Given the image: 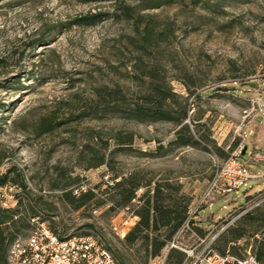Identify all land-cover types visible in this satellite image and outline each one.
<instances>
[{
	"label": "rangeland",
	"instance_id": "obj_1",
	"mask_svg": "<svg viewBox=\"0 0 264 264\" xmlns=\"http://www.w3.org/2000/svg\"><path fill=\"white\" fill-rule=\"evenodd\" d=\"M148 2L0 1V174L13 166L22 169L29 187L58 207L55 219L62 220L64 236H97L125 264H145L144 248L127 246L123 235L136 224L139 205L132 202L129 210L112 215L106 213L108 204L73 210L58 201L60 190L52 187L64 180L63 175L77 178L71 188L78 195L100 183L104 188L116 176L141 171L169 179L179 188L175 195L191 203L212 177L216 160L228 158L241 145L252 149L264 143V119L245 113L254 97L264 96V0H175L142 10ZM124 5L150 15L161 29L171 28L169 41L151 48L153 57L144 56L145 62L164 66L174 91L187 96L190 115L204 122L201 128L210 137L209 151L183 146L150 154L158 144L168 147L174 139L176 126L170 122L142 123L121 113L71 121L78 112L70 104L92 98L97 86L121 85L130 94L145 90L133 78L140 71L134 62L141 52L132 44L139 35L121 12ZM93 15H99L95 23L80 21ZM51 115L67 123L40 133L42 119ZM92 131L103 139L118 131L132 132L134 141L114 152L110 166L88 167L90 154L84 150L93 144ZM110 142L114 148L116 143ZM19 190L13 184L0 186V200L3 196L10 200ZM263 205L264 179H259L250 188L205 205L196 221L199 233L214 235L228 225L220 236ZM88 223L94 226L89 228ZM246 226L248 235L235 244L240 255L253 253L256 238H262L261 233L250 234L256 225ZM165 260L163 250L147 264Z\"/></svg>",
	"mask_w": 264,
	"mask_h": 264
},
{
	"label": "trees",
	"instance_id": "obj_2",
	"mask_svg": "<svg viewBox=\"0 0 264 264\" xmlns=\"http://www.w3.org/2000/svg\"><path fill=\"white\" fill-rule=\"evenodd\" d=\"M195 1L200 2V0ZM174 2L175 0H149L142 10L154 9ZM120 9L124 18L133 21L135 32L139 35V38L132 42L141 52L134 62V67L138 66L140 71L133 78L143 83L145 90L130 94L121 85L97 86L94 88L92 98L80 104H70V108L78 112L71 121L88 117L101 119L108 113H121L124 118L142 123L170 122L176 126L174 139L168 143V147L158 144L150 154L161 155L168 151L167 148L183 146H201L202 149L209 151L210 137L201 128L204 125L202 118H193L190 115L191 108L187 96L174 91L164 66L145 62L144 56L153 57L151 48H157L169 41L171 28H159L150 15L144 16L140 12H135L132 6L124 5ZM97 17L99 15H93L80 21L95 23ZM64 123L67 122L59 121L57 115L45 117L39 125L40 133L53 132ZM110 139L116 143L114 148ZM110 139H103L98 133L90 132L89 140L93 144H86L84 150L90 154L88 167H100L105 164L110 166L114 152L129 147L134 141V134L118 131ZM235 146L236 144L231 149ZM214 147L220 155H224L221 148L216 145ZM62 178L63 181L52 186L53 189L60 190L57 195L59 202L77 211L108 204L106 213L110 215L130 206L140 188L153 186L151 190L148 189L142 194L141 204L135 210L138 220L124 239V243L129 247L140 244L144 248L145 264L151 258L161 255L168 241L187 217L190 199L183 195H175L179 193V188L172 186L169 179H156L155 175L147 176L141 171H134L126 176L114 177L112 184L104 183L106 184L104 188L100 183L95 187L81 190L76 195L71 187L76 183L77 178H67L65 175ZM7 184L16 185L20 190L15 195L17 203L14 207L6 208L0 205V264H9L8 253L11 247L19 239L29 236L36 225L32 219H37L39 222L49 221L50 228L64 237L61 231L63 222L55 219L58 207L43 194L34 192L29 187L22 169L13 166L0 174V186ZM86 225L89 228L94 226L90 223ZM246 225L257 226L250 233L252 236L262 234V238H256L257 244L253 254L264 263V205L247 213L235 225L223 232L217 239L215 248L221 253L230 251L237 254L235 244L248 235L249 230ZM185 256L182 251L171 249L166 256L165 264H183ZM116 258L120 264H125L124 260H120L117 256Z\"/></svg>",
	"mask_w": 264,
	"mask_h": 264
},
{
	"label": "built area",
	"instance_id": "obj_3",
	"mask_svg": "<svg viewBox=\"0 0 264 264\" xmlns=\"http://www.w3.org/2000/svg\"><path fill=\"white\" fill-rule=\"evenodd\" d=\"M249 116L255 114L264 119V96L251 100ZM264 179V147L248 149L239 146L225 159L215 162L212 177L204 190L188 206L187 217L164 249L165 256L171 249H178L186 256L183 264H264L253 253L244 255L221 253L215 248L222 227L214 235L202 236L196 223L205 205L213 200L239 193L250 188L255 180ZM143 188L133 200L141 204ZM17 203L15 195L0 200L2 207L11 208ZM126 207L125 210H129ZM134 219L138 216L134 215ZM36 225L25 239H19L8 253L9 264H120L113 252L94 235L64 236L55 233L46 222L32 219ZM127 223V221H126ZM117 229V227H115ZM126 235V232H123Z\"/></svg>",
	"mask_w": 264,
	"mask_h": 264
},
{
	"label": "crops",
	"instance_id": "obj_4",
	"mask_svg": "<svg viewBox=\"0 0 264 264\" xmlns=\"http://www.w3.org/2000/svg\"><path fill=\"white\" fill-rule=\"evenodd\" d=\"M256 147H264V143H260L259 146H256Z\"/></svg>",
	"mask_w": 264,
	"mask_h": 264
}]
</instances>
